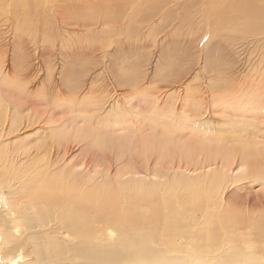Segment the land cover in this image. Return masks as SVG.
I'll use <instances>...</instances> for the list:
<instances>
[{"label": "bare ground", "instance_id": "1", "mask_svg": "<svg viewBox=\"0 0 264 264\" xmlns=\"http://www.w3.org/2000/svg\"><path fill=\"white\" fill-rule=\"evenodd\" d=\"M118 1L0 0V27L28 32L33 44L30 52L24 51L28 43L18 36L24 41L17 49L23 56L14 73L7 63L8 38L0 34V250L8 257L0 256V264H264V209H256L260 201L255 196L258 204L249 195L234 201L231 193L232 185L243 178L264 183V144L253 136L264 129V76L235 89L229 88L227 77L218 79L229 89L218 97L222 102L216 106L225 115H221L223 127L217 129L202 118L210 111L201 90L200 94L191 91L187 101L178 105L179 97L168 94L173 101L168 104L163 93L143 87L145 79L135 69L126 76L127 97L119 92L113 96L108 86L96 87V77L89 78L93 83L89 87L88 64L61 77L68 89L64 97L60 83L51 82L57 59L46 54L48 50L67 47L70 35L76 33L90 44L95 39L96 49L102 50L107 42L101 38L110 31L114 35L118 27V10L123 11ZM172 1L158 0L153 14L158 10L163 17V6ZM139 4L137 13L150 7ZM167 12V18L175 19ZM185 12L183 17L189 18L193 11ZM194 14L202 21L211 20L206 24L211 35L227 37L230 31L245 34L241 39L264 35V0H212ZM156 26L149 25L154 32ZM35 58L38 64H48L47 81L41 80V67L34 68ZM221 66L215 68L221 71ZM225 67L224 73L229 69ZM85 90L91 93L83 96ZM137 94L148 107L142 114L136 106ZM60 109L69 115L54 118ZM137 114L143 115L142 122L135 121ZM259 117L261 124L256 123ZM37 128L43 131L31 137L30 130ZM188 135V141H180ZM77 150L90 153L86 161ZM107 150H115L124 165L118 166V173L107 166L108 161L100 168L93 162L98 160L94 154ZM178 163L183 165L177 167ZM235 166L243 167V172L234 175ZM26 242L32 248L25 253Z\"/></svg>", "mask_w": 264, "mask_h": 264}, {"label": "rangeland", "instance_id": "2", "mask_svg": "<svg viewBox=\"0 0 264 264\" xmlns=\"http://www.w3.org/2000/svg\"><path fill=\"white\" fill-rule=\"evenodd\" d=\"M135 1L134 0L131 1V4H129V1L127 2V0H119L118 1L120 3V5L123 7V11H121L122 8H120L118 10L119 12L117 11L118 12V20H117L118 21L117 22V25H118L117 29L118 30L117 29L115 30V33H117V34L114 33V35H113V33L110 31L109 32L110 35L105 36L104 38H101L103 42H105V41L107 42L104 44V47L102 48V50L96 49V47H98V43L94 41L95 39H92L93 43H95V44H90V42L87 41L86 36H83L79 33H76V35L73 34V36L70 35L72 40L69 37V40H68L69 42L67 41V43H69V45H67V47L64 46L63 48H59V49L55 48L53 51L48 50L49 52H47L46 54H49V55L53 54L52 56H54V60L57 59V61H55L56 62L55 63L56 68L54 70V73H53L54 75H53V79L51 80V82L54 83L55 85L57 83H60L59 86L61 85L63 88L62 92L64 94H62V95L64 97L66 92H67L66 95L68 94V89L63 86L61 77L66 78L67 77L66 74H68L72 69H80V68H83V67H86L89 65V68L91 69L92 72L91 71L87 72V73H89V74L91 73V74L86 75L87 76L86 79H88L87 80L88 85L90 82L89 78L91 79V81L93 79L94 80L97 79L96 84L97 83L98 84L96 87H101L102 89H106V87L108 86L109 89L112 91V94H114L113 96L117 95L119 92V93L123 94L122 97H127L126 94H129L130 90H129V85H128L129 81L127 80L126 76L129 72H132L135 69V70H137V72H140V75L142 74L143 79H145L143 87H145V88L148 87V89L151 90L152 93H155V92L158 93L157 95H161L163 93V95H165V97L162 96V97H164V100L166 98L171 99L172 96H175L176 98L179 97V98H177V102H176L177 105L181 104L182 102H186L187 101L186 100L187 95L190 94L191 91L196 92L197 94L202 93V94H200V96L203 95V97H204V100H203L204 103L203 104L207 105V107L209 109L208 112L210 111L209 114H205L204 116H202L203 120L205 122H208L209 125L212 126L214 129L223 127V126H221L223 123V121H221V120L223 119L224 116L222 117L221 115L224 114L223 113L224 110H221L222 107H220V106L217 107L219 105V103L221 104V102H222L221 100H219V98H220L219 96L225 94V92H224L225 90H223V89L227 88L226 89V92H227L229 88L234 87V89H235V88H237V85L239 86V84H240V86H246L247 85L246 87H248L251 85L252 79H254V77H257V80H260V78H262L264 76V41H263L264 35H257V36L249 35L247 38L241 39L240 37L244 36L245 34L234 33L232 31L227 33V35H226L227 37H224L225 35L220 36V33H219V35H218V33H217V35L209 34V26H207L206 24L211 23V20L202 21L201 17H199V15L195 17L194 13L196 11H201L202 8H204L205 5H207V3H211L212 0H192V2L190 0L191 3H189V0L188 1H186V0L185 1H183V0L178 1L177 0L178 1L177 6L173 5V4L177 3V2L174 3L175 0H173L174 2L172 1L170 3L171 5L169 4L166 7L163 6L164 10L160 9L161 11H163L162 12L163 17L159 16L161 14H159V13L157 14V12H159L158 10L156 11L155 14H153L156 10L158 0H154V1H152V0H147V1L146 0L145 1L144 0L143 1L142 0H139V1L135 0ZM140 1L143 3L142 5H144L146 2V4L144 5L145 7H146V5L148 7L150 4V7H148V8H150V10L148 8H145V11L148 12V14L145 15L146 12L142 13V10H144V9H142V6H141L142 10H139V13H137L138 9L136 10V8H138L140 6V4H139ZM148 1H149V3H148ZM151 1L154 5L152 3H150ZM193 1L199 2L198 5L193 4L194 3ZM137 2H139V3H137ZM155 2H156V4H155ZM183 4H184V6H183ZM190 4H191V6H190ZM132 5L134 6L135 10H134ZM144 6H143V8H144ZM208 6L214 7L213 5H208ZM184 7H185V10H184ZM124 8L128 9V11L124 10ZM190 8H192V9H190ZM187 9L190 10L191 12L193 11L191 13V15L189 16V18L183 17L184 14L186 13L185 11ZM125 11H127L128 13ZM140 11H141V14L144 15V17H143V15L141 16ZM166 12H167V15H170L169 12L172 15H174L175 19L172 18V20H171L170 17L167 18ZM119 14L122 17H120ZM138 14H140V15L138 16ZM157 15H158V17H157ZM165 16H166L167 20L169 19V21H167L166 18H164ZM176 16H177V18H176ZM137 17L140 18L141 21H140V19L138 20ZM146 19H149V21H152V22L150 23ZM163 20H166V23H165V21L163 22ZM132 21H133V23H132ZM146 21L149 24H147ZM130 22L132 25L130 24ZM139 22H141L142 24L144 23V24L142 25ZM160 22L161 23L163 22L164 24H161ZM167 22H169V23H167ZM137 23H138V25H137ZM152 24L153 25L155 24V26H156V24L162 25L163 29L161 30L160 26L157 25L155 27V29L158 28L155 30L156 32L151 31V27H149V25H152ZM165 25H167V26L164 29ZM190 25H192V27ZM119 26H120V28H119ZM135 26H136V28H133ZM128 27H130L131 29H129ZM144 27H146L147 29ZM4 28L5 27H0V34H1V38L7 37L8 42H9V45H8L9 49L7 52V58H8L7 63H8V61H10L9 63L11 65L9 64L10 65L9 67L12 68V71H15V69L17 70L18 68H21L20 58L22 59V56H23L17 49L18 48L20 49L22 47V45L24 44V41L20 42L18 40V38H19L18 36H23L25 39V44L28 43L27 47L24 46V51L30 52L33 44L29 42L30 41V35L28 32L26 33L22 30L21 31L16 30V31L12 32V30L10 31L9 29H6V31H5ZM102 28L107 29V27H105L103 25H102L101 29ZM139 29H141L142 31L141 30L139 31ZM144 29H146V30H144ZM148 29H149V31H148ZM131 30H132V32H131ZM160 30H161V33L157 32ZM117 31L119 32V34ZM129 32L131 34H129ZM11 33H13V34H11ZM132 33L135 36H133ZM145 33L147 36L145 35ZM150 33L153 35H151ZM155 33H156V35H158L157 37H156ZM15 34L17 36H15ZM221 34H223V32ZM111 35L113 37H111ZM36 36H37V38L41 37L38 35H36ZM74 36H76V38ZM154 36H155V38H154ZM262 36H263V38H262ZM106 37L111 38L110 41H108L109 38L107 40ZM252 37H253V39H252ZM254 37H255V39H254ZM10 38H12V39H10ZM248 38L249 39L251 38L252 41H251V39L249 40ZM146 39H149V40H146ZM257 39H258V41H260L259 43H257L258 42ZM84 40H85V42H84ZM255 41L257 44L255 43ZM72 43L75 46L78 45V43H79V45L76 46V48H75ZM30 44H31V46H30ZM260 44H262L261 47H259ZM256 45H258V47L260 49H258V47ZM70 46H72V48ZM255 46L257 47L256 49H255ZM28 47H30V48H28ZM254 49L257 51H255ZM92 51L95 53H93ZM61 52L63 53V56L61 55ZM257 52H258V54H257ZM67 53H68V56H67ZM260 54H261V57H260ZM90 55H92V56H90ZM32 56L33 55H31V58H32ZM93 56H95V58ZM45 57H48V55H46ZM58 57H59V59H58ZM89 57H91L90 61H89ZM13 58H14V60H13ZM219 58L224 63L226 62L228 65H230L232 67H230V66L228 67L227 64L222 63ZM37 59L36 58L34 59V61H36V63L32 60L35 63L34 68H36L35 66H37L36 69H39L41 67V73H40L42 75L41 80L43 79L42 81H47L46 80L47 72L45 71V68L47 67L46 65H48V64H46L45 62H41L38 64ZM214 59L216 60L215 63H217L219 66L224 64L223 67L221 66V68H223V70H224L225 65L230 70L228 69L224 73V71L219 67L218 69H221V71L219 70L220 71L219 72L215 68V65L216 66H218V65L215 63L213 64ZM92 60H94V61H92ZM217 60H220V61H217ZM43 61H46V59H44ZM15 62L17 63V67H16ZM57 62H59V63H57ZM219 62H221V64H219ZM208 63L210 64V67H209ZM132 64H134V66L136 65L137 67H134ZM212 65H213V67L211 68ZM206 66L212 70H210L209 68L207 69ZM227 67H225V68L227 69ZM13 68H14V70H13ZM90 69H88V70H90ZM93 69H96V70H93ZM183 69H185V70H183ZM213 69L216 72H214ZM62 70H64V73H63V75L61 74V76H60L59 72ZM211 71L214 73H212ZM16 72L17 71H15L14 73H16ZM222 73H224V74L222 75ZM218 74H219V76H218ZM95 77H96V79H95ZM220 77L221 78L227 77V80L231 81V84L228 85V86H230L229 88L226 84L224 86H222L223 84H222V81H220V80H223V79H221ZM218 79H220V80H218ZM151 80H152V82H151ZM124 81L126 83H124ZM243 83L244 84L246 83V84L244 85ZM248 83H249V85H248ZM90 84L93 85V83H91V82H90ZM88 85H86V86H88ZM104 85H106L105 88L103 87ZM124 85L128 86V88L125 87ZM221 86L224 88H222ZM38 87L39 86L37 85L34 87V89L36 90V89H38ZM89 87H90V85H89ZM108 87H107V89H108ZM87 89L89 90L88 87H87ZM200 90H201V92H200ZM113 92H115V93H113ZM89 93H91V92L90 91L87 92V90H85L83 96H85L86 94H89ZM183 93L186 96H184ZM132 94H130V96H132ZM147 94L151 95V93H147ZM167 95L171 96V97H168ZM181 95H183V96H181ZM86 96H88V95H86ZM140 96H141L140 94H137L135 96V101L137 102L136 106L142 110L141 111V114H142V112H145L148 109V107L145 109L146 104L143 101L144 98L140 99ZM205 96H206V99H205ZM170 99L166 100L167 101L166 103L169 104L170 101H171V103H173V101ZM123 100H126V99L123 98ZM139 100H141V101H139ZM164 100H163V102H165ZM183 100H185V101H183ZM218 100H219V102H218ZM38 108L43 110L44 106H39ZM60 110H59V112H57L58 114L55 113L56 115L55 116L53 115L54 118L55 117L56 118H63V117L65 118L69 115L68 113H66L67 111H63L62 109H60ZM57 111H58V109H57ZM142 118H143V115L137 114L135 121L142 122ZM255 119H257V118H255ZM262 121H263L262 118L260 119V117H259L257 119L256 123L260 122V124H261ZM263 125L264 124H262L261 126H263ZM260 128H262V127H260ZM253 130L255 131L256 129L253 128ZM37 131H43V129L38 130V128H37V129L32 130V131L30 130V132H33L30 134V135H32L31 137H34L37 134L36 133ZM117 132L120 133L121 131L118 130ZM254 134H256V138H258V141H262V144H264V129H262V131L257 129L256 133H253V136H255ZM191 135H188V137H183L182 140H180V141H185V140L188 141L190 139L189 137H191ZM49 144H50V141H49L48 145ZM90 150L94 151V149H90ZM107 151H108V156H107L108 159L106 158V156H103L104 154L107 155L106 154ZM107 151H105L106 153L100 152V153H102V155L98 154L100 156V158L98 155L94 154V158H97L98 160L94 159L93 162L94 163L98 162L96 168H100V167L106 166V163L108 161V163L109 162L110 163L109 164L107 163V166L111 167L113 169V173H115V172L118 173L119 172L118 166L123 167L124 165L122 163H120L121 162L120 160L117 159V157H116L117 155H116L115 150L111 151L112 154L109 152V150H107ZM77 152L80 153L82 151L77 150ZM97 152L99 153V151H97ZM79 153H76V154L79 155ZM86 153L87 152H85V154L83 153V155H85L84 157H86V155L88 154V153L87 154ZM136 154H135V156H136ZM89 155H90V153L88 154V156ZM88 156L86 158H84L85 161L87 160ZM102 157H105V158L102 159ZM136 157H137L136 159L138 161L140 160L142 163L141 158L139 159V157H142V156L141 155L138 156V154H137ZM80 159H83V156ZM100 159H102V160H100ZM155 160H157L156 157H154V162H156ZM91 162H92V159H91ZM154 162H150V166H151V163H152V165H155ZM182 165L183 164L178 163L177 167H180ZM167 166L168 165L166 164V167ZM175 166H172L171 168L174 170L178 169ZM154 167L155 166H153L151 168L153 169ZM171 168H170V170H171ZM184 168L185 167H183V169ZM183 169H181V170H183ZM170 170L168 172H170ZM243 170H244L243 167L238 168L235 166L233 174L236 175V174L242 173ZM179 172H181V171H179ZM168 175H170V173H168ZM244 179H246L247 181ZM241 180H244V181L242 182ZM241 180H240V182L242 184L240 182H237L238 184L235 183L231 187V193H232L233 200L237 201L236 199L239 200V198L242 199L244 197H248V195H249V197L252 198V201L254 199H257L258 201H260L259 204H258L257 200L255 201V202H257L256 204H258L260 206L259 207L257 205H254L256 207V209L260 210L259 208H261V207H263V209H264V202H261V201H264V183L262 181H261L262 183H260V181L258 182L257 180L251 179L250 177L243 178ZM236 185H237L238 189L235 188ZM233 190H234V192H233ZM254 196H255V198H254ZM259 197L260 198L263 197V198L261 200H259L258 199ZM255 202L253 201V204ZM20 232H22V230H19L18 233L20 234ZM24 244H25L24 252L25 253L28 251L30 252L32 246L29 243L27 244V242ZM0 256H1L2 260H6L8 258L3 250H0Z\"/></svg>", "mask_w": 264, "mask_h": 264}]
</instances>
